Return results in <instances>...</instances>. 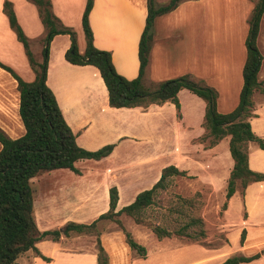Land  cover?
I'll use <instances>...</instances> for the list:
<instances>
[{"label": "crops", "instance_id": "0c3cea01", "mask_svg": "<svg viewBox=\"0 0 264 264\" xmlns=\"http://www.w3.org/2000/svg\"><path fill=\"white\" fill-rule=\"evenodd\" d=\"M5 1L12 3L18 24L28 42H35L40 54L43 45L39 42L45 38L46 30L32 3L0 0V62L31 82L34 73L3 13ZM50 2L61 24L75 32L78 52L83 54L86 43L81 20L87 0ZM223 2L227 13L225 22H221L226 31H232L230 37L223 36L226 50L211 57L202 56L197 48L203 26L201 14L204 12L209 17L210 13H215L210 18L215 21V15L222 14L219 4ZM252 9L253 5L246 0H183L172 12L155 18L143 83L155 86L188 74L217 91L219 113L231 112L238 105L243 86L244 41ZM146 15L147 0H93L89 13L94 47L109 52L114 69L127 80L139 75V41ZM263 20L262 16L257 37L263 57L257 75L259 83H264ZM233 38L239 41L238 48H234ZM70 45L66 34L54 36L49 43L46 85L80 148L86 151H97L106 145H114V148L101 160L76 162L79 174L58 169L31 179L33 216L39 232L61 231L69 223L91 224L109 210L111 187L118 193L115 211L121 210L132 203L137 194L151 189L160 179L162 170L169 166L197 177L215 190L225 189L234 164L229 152L230 137H224L214 146L200 140L206 134L203 126L206 104L201 98L182 89L177 94L179 111L171 102L152 104L145 109L112 108L98 69L66 61L65 53ZM30 51L33 52L32 46ZM18 61L24 65V75L13 66ZM19 100L16 81L0 68V129L11 139L25 133L19 116ZM252 100L250 127L255 136L264 140V92L255 90ZM247 148L249 169L264 174V150L254 142H249ZM241 210L245 217L240 232H234L233 244L228 248L232 253L240 250L241 255L249 257L264 249V182L251 183L243 195L237 190L230 198L229 213ZM123 215L118 219L127 226L128 216L124 215V219ZM130 227L137 234L143 230L133 222ZM108 228L101 230L97 238L107 264H222L230 257L219 258L217 250L204 249L197 244H179L170 238L153 239L151 246L133 238L146 250L145 258H140L127 245L120 227L111 223ZM125 230L130 233V229ZM242 232L245 236L241 245ZM86 237L61 234L54 239L48 236L35 244V250L20 255L16 264H99L97 241L90 243ZM241 264H264V255Z\"/></svg>", "mask_w": 264, "mask_h": 264}, {"label": "trees", "instance_id": "16d2710c", "mask_svg": "<svg viewBox=\"0 0 264 264\" xmlns=\"http://www.w3.org/2000/svg\"><path fill=\"white\" fill-rule=\"evenodd\" d=\"M27 1L36 7L46 30L40 63H36L33 59L28 39L17 22L12 3L9 1L3 3V13L18 42L24 48L34 73V80L26 82L11 68L0 62V68L8 72L17 83L20 98L19 116L25 129L24 135L17 139L9 138L0 129V264H16L20 255L29 250H35V244L48 236L57 239L61 234L65 236L90 234L95 230L98 222L103 220H110L117 224L130 249L140 258H145V248L124 229L118 217L124 214L137 225H150L145 223L142 215L146 209L154 205L158 190L166 188L168 179L186 176L184 171L174 166L164 168L160 179L151 189L137 194L132 203L117 212L115 210L118 193L115 187H111L109 210L91 224L69 223L62 227L61 231L42 233L38 231L33 216L31 179L58 169H68L79 174L75 168L76 162L101 160L109 156L114 148V145H106L97 151H86L80 148L76 143L75 135L62 116L54 94L46 85L48 45L53 37L59 34L69 35L71 40L70 48L65 53L66 61L74 65H92L98 69L108 92L109 106L112 108L141 107L145 109L152 104L171 102L179 111L177 94L182 89H187L201 98L206 104L203 123L206 134L200 140L207 142V146H214L224 137H230L229 152L234 164L227 180L226 201L235 194L238 186L243 195L249 184L264 182V174L249 169L247 148L249 142H254L264 150V140L255 136L250 127L254 108L253 93L258 89L264 92V83H259L257 79L263 59L257 46V37L264 14V0H258L248 19V32L244 41L246 59L242 69L243 86L238 105L226 114L217 111V91L202 81H196L188 74L160 82L152 88L146 87L142 81L148 65L151 30L155 18L172 12L183 0H169L162 5H157L155 0H147L145 27L138 50L139 75L132 80H127L116 72L109 52L98 50L93 45V35L89 26V13L93 0H87L81 20L86 43L83 54L78 52L75 32L61 24L52 11L50 0ZM149 227L159 240L171 236L167 230L158 225ZM244 236L242 232L241 245L244 242ZM97 245L98 263L107 264V258L98 239ZM262 255H264V249L249 257L230 256L222 264L249 263Z\"/></svg>", "mask_w": 264, "mask_h": 264}, {"label": "rangeland", "instance_id": "374dc122", "mask_svg": "<svg viewBox=\"0 0 264 264\" xmlns=\"http://www.w3.org/2000/svg\"><path fill=\"white\" fill-rule=\"evenodd\" d=\"M168 1L155 0L157 5L165 4ZM246 1L251 3L253 7L258 2V0ZM235 7H237L236 4ZM226 11L227 5H225V2L220 3L219 12L222 14H216L217 16L215 15L213 18L215 21L210 20L215 13H212L213 15L210 13L208 17L202 12L203 26L200 38L197 40V48L200 49L202 56L208 54L211 57L216 52H225L226 42L223 36L230 37L232 34V31L225 30L226 27L221 22V20L225 22ZM262 27L264 31V20ZM235 39L233 45L234 48H238L239 41ZM230 40H228V50H230ZM39 44L43 45V41H40ZM31 46L33 48L32 56L34 61L36 63L42 62V52L40 54L39 50L36 49L35 42L29 43L30 50ZM13 66L17 71L23 73V75L25 74L23 63L18 61ZM145 85L153 86L152 84ZM240 189V186H238L239 191ZM225 191L226 187L223 190H215L212 186L203 183L195 176L172 177L167 180L165 189L158 190L154 205L143 212L142 219L145 223L153 226L158 225L167 230L171 234L168 238L179 244H197L204 249L217 250L219 258L227 255H241L240 250L232 253L228 247L233 244L234 232H240L242 218L245 217V213L243 210L238 213L234 211L229 213V201L225 200ZM123 218L125 219L124 215ZM127 221V226L122 222L121 224L125 229H130L131 236L137 242L140 239L146 246H151L153 239H157L152 233L150 225H140L143 230L140 234H137L130 227L134 221L130 217H127ZM111 223L114 222L110 220L100 221L92 233L79 236H87V241L94 243L97 241L101 230H108V226ZM115 225L118 228L117 224ZM134 235L137 236V239ZM135 255H137L136 252Z\"/></svg>", "mask_w": 264, "mask_h": 264}]
</instances>
